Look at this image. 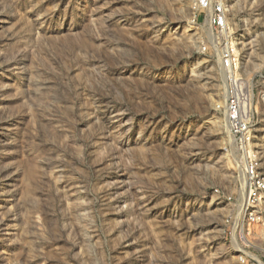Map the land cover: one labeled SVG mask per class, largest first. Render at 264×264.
<instances>
[{
	"label": "rangeland",
	"instance_id": "374dc122",
	"mask_svg": "<svg viewBox=\"0 0 264 264\" xmlns=\"http://www.w3.org/2000/svg\"><path fill=\"white\" fill-rule=\"evenodd\" d=\"M231 6L264 165V0ZM218 35L192 0H0V264H264Z\"/></svg>",
	"mask_w": 264,
	"mask_h": 264
},
{
	"label": "built area",
	"instance_id": "2783aa9c",
	"mask_svg": "<svg viewBox=\"0 0 264 264\" xmlns=\"http://www.w3.org/2000/svg\"><path fill=\"white\" fill-rule=\"evenodd\" d=\"M231 5L232 0H192L194 11L205 14L211 29L219 34V40L224 41L221 65L226 72V92L223 108L229 132L242 155L245 184L243 211L248 224H252L262 218L264 165L254 143V93L249 82L240 74L239 55L228 41L232 34L229 24ZM259 99L264 104V91Z\"/></svg>",
	"mask_w": 264,
	"mask_h": 264
}]
</instances>
